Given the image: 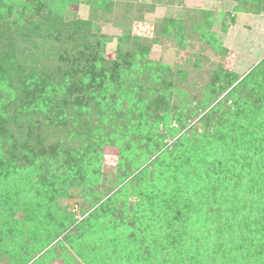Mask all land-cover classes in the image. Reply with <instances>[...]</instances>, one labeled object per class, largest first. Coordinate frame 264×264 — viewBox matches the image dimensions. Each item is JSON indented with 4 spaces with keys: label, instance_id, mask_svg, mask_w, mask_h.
I'll use <instances>...</instances> for the list:
<instances>
[{
    "label": "trees",
    "instance_id": "16d2710c",
    "mask_svg": "<svg viewBox=\"0 0 264 264\" xmlns=\"http://www.w3.org/2000/svg\"><path fill=\"white\" fill-rule=\"evenodd\" d=\"M216 1L237 3L232 11L225 14L226 22L228 18L230 22L236 23L238 13H264V0ZM44 2L0 0V184H4L6 179L15 180L10 194L21 193V201L18 199L15 203L21 202L27 214L34 213L45 203L42 199L37 200L40 192L34 190V197L29 200L22 190L24 185L30 189L33 187L32 178L35 175L29 173L35 167L65 168L73 176H76L77 171L82 173L79 179L82 184L81 196L92 210L87 215L83 211V218L79 219L67 207L55 205L57 199L73 196V192L78 189L76 179L72 180L73 191L70 193V188L63 192L56 185L52 189L48 188L46 194L50 202L58 207L53 214V221L38 225L29 237L40 241L38 251L50 245L52 248L45 256L49 257L47 260L41 257L34 264H55L57 261H62L61 264H243L241 255L232 256L236 249L228 244L231 238L227 234L231 230L233 218L222 211L224 204H219L215 195V171L224 173L228 184L232 180L227 163L209 152H205L202 158H195L197 171L194 177L203 173L206 177L203 182L193 185L196 179H183L182 165L177 159L160 168L166 158H175L176 153L183 164L191 165L193 158H189L187 149H204V143H198L200 147L196 149L187 137L180 138L172 148H166L167 143L164 141L175 137L185 128L181 115L176 112L178 108L175 109L172 103V87L167 79L170 66L148 61L149 50L145 47V41L133 38L131 34L118 37V60L106 61L105 48L113 39L91 34L92 19L72 16L70 7L79 5L81 0H50L47 6ZM88 3L94 4L97 10L105 8L103 0ZM44 6L49 8L47 16L37 20L35 15ZM205 11L201 16L194 17L196 22L193 30L209 47L214 45L220 53H227L223 49L224 43L212 32L215 20L210 18L214 14ZM227 26L222 25V32H227ZM165 32L169 33L167 30ZM90 40H96L95 51L89 44ZM78 46L84 50H77ZM75 51L83 52L94 61L97 70L102 67L106 73V84H89L92 72L86 71L83 78L71 73L69 65ZM83 53L79 56L82 57ZM46 56L45 60L55 58L51 72L33 64V60H42ZM137 60H141L142 64ZM218 70L221 74L210 81L207 88L210 92L225 91L238 80L236 75L223 71L221 66ZM15 74L21 76L20 88L14 86L12 81ZM70 84L79 86L86 94L80 107L65 105L60 95L67 87L70 88ZM236 89L258 91L260 98L252 102L249 97L240 100ZM31 91L37 94V99L30 98ZM228 96L227 101L223 100L208 113L210 121L214 119L224 123V118L230 112H222L223 108L228 101L235 100L234 109L243 110L242 118L247 124L235 118L231 130L252 141L249 143L251 146L259 141L255 156L264 153V62L240 81ZM17 100H21L20 107ZM28 103H32L31 111L27 109ZM59 103L66 107L67 112V117H63L62 132L65 135L79 132L77 138L82 141L78 150L73 151L71 147L66 152L59 149L57 152L52 150L54 153L51 155H41L44 147L35 145L39 142H31L36 135L32 128L25 131L23 119L36 116L38 110L34 109L40 108L39 104H47L49 108L55 109ZM177 118L180 120L176 123L178 127H175L172 124ZM79 126L82 130L78 129ZM151 127L152 132L148 134ZM217 127L220 130L216 132L222 133L223 127ZM256 128L260 129V135ZM115 132L121 140L130 141L132 145L125 150L121 141L116 143L121 146L116 174L118 184L113 189L114 193L105 199L109 193L104 196L91 194L89 188L85 189V184L87 180L99 181L97 166L103 156L102 148L111 143ZM194 135L202 138L201 135ZM89 139H92L91 142ZM138 141L146 143L140 150L135 149ZM182 150H186L187 157ZM155 154H159L156 162L144 168L147 160ZM161 160L163 164H160ZM174 165L177 168L173 171L166 170ZM257 174L264 175V166L254 171L256 179ZM61 177L58 175V178ZM242 179V174L236 175L235 188L227 187L222 192L219 187L218 191L224 194L240 191L238 183ZM5 183L8 187L9 183ZM206 195L208 198H205ZM2 201L6 203L5 198ZM257 208L259 215L262 214L264 203L257 205ZM246 239L247 244L257 248L256 254H259L263 245L252 237Z\"/></svg>",
    "mask_w": 264,
    "mask_h": 264
},
{
    "label": "rangeland",
    "instance_id": "374dc122",
    "mask_svg": "<svg viewBox=\"0 0 264 264\" xmlns=\"http://www.w3.org/2000/svg\"><path fill=\"white\" fill-rule=\"evenodd\" d=\"M81 1L79 5H72L70 7L72 16L84 20L92 19L93 27L91 28V34L113 39L105 48L104 59L106 61L118 60L117 39L118 37L130 36L131 34L133 38L136 37L145 41V47L149 50L148 61L160 63L165 67L170 66V75H168L167 79L168 84L172 87V103L175 105V109L178 108L176 112L181 115L185 128L175 137L171 139L167 138L164 141L167 143L166 148H172L180 138L187 137L195 144L193 147L196 149L199 146L198 143H204V149L192 150L193 152L191 151V147L187 149L190 155L189 158H193L191 165L183 164L176 157L178 154L174 152L175 158H166L164 164L161 160L160 164L163 165H160V168H164L167 164L169 165V163L175 162L174 160L177 159L180 166L182 165L181 174L183 179L185 181H192L197 171L195 158L204 157L205 152H209L214 157L217 156V159L219 158V160L227 163L232 180L228 184L223 177L225 176L224 173L215 171L216 184L214 186L217 187L215 195H217L218 203L224 204L222 211L233 218L231 230L227 234L231 238L228 244L236 249V253L234 254L233 252L234 255L232 254V256L236 254L241 255V262L243 264L264 263V210L259 215V208H257V205L264 203V175L259 176L257 174L258 179L254 175L257 167L264 166V153L260 152L255 156L254 151L259 147V141H257L255 146H251L249 143H252V141L239 136L231 130L232 128L230 127L235 122V118L242 119L241 122L247 124V121L242 118L244 116L243 110L238 111V109H234L236 105L235 100L228 101L223 108L224 111L222 112H230V115L224 118V123H219L220 121L217 122L214 119L210 121L211 118L208 115L220 102L223 100L227 101L229 99L228 94L236 88L238 83L250 74L254 68L264 62V13L261 15L238 13L236 23H232L228 18L227 22L226 18L224 19L225 14L237 6V3L232 1L103 0L105 2L104 10H97L98 8L94 4L88 3V1L100 0ZM44 3L47 6L51 2L50 0H45ZM48 9L44 6L40 13L35 15L36 19L40 20L41 16H47ZM203 11H211L214 14L210 18L215 20L212 32L218 35L219 39L224 43L223 49H226L227 53L222 51L220 53L219 49L215 48L214 45H212V48L209 47V44L204 39L200 40L193 30V24L196 22L194 17L201 16ZM203 15L205 16L204 13ZM222 25H228L227 32H222ZM165 30L169 31V33H166ZM173 35L175 37L171 38ZM89 44L93 46L92 50L95 51L96 40H90ZM77 50L84 49L83 47H79ZM80 53L83 52L75 51L74 55H72L73 59L69 65L71 73L79 74L83 78L86 71L92 72L89 84L97 85L99 82L106 84V73L101 69L102 67L97 70L95 62L88 59L84 53L80 57ZM48 56L42 60H33V64L36 66L38 64L46 72H51L55 58L49 57L45 60ZM29 62L32 61L29 60ZM137 62L142 64L141 60H137ZM220 66L223 68V71L236 75L238 80L225 91L210 92L207 88L210 81L214 79L213 77L221 74L218 70ZM12 81L14 86L18 87L21 83V76L15 74ZM236 92H238L240 100L249 97L252 102L260 98L259 93H257L258 91L252 89L244 91L236 89ZM253 94L255 96H252ZM60 95L65 105L67 103L77 108L82 105L86 94L79 86L76 87L70 84V88L67 87L65 92H60ZM30 96L32 100L37 99V94H34L33 91H31ZM209 100H211V103L208 104ZM20 101L17 100L19 107ZM61 103L57 104L55 109H53L54 107L49 108L47 104H39L40 108L34 109L38 110L35 112L37 113L36 116L23 119L25 131L32 128L33 134L36 135L35 140L31 142L34 144L39 142V144L35 145L44 147L41 155L43 153L51 155L59 149H62V152H66L71 147L73 151L78 150L79 143L82 141L81 138H77L79 136L77 133L79 132L67 133L66 135L62 132L61 127H64L63 117H67V112L66 107L61 106ZM240 103L242 104L243 101ZM26 106L31 111L32 103H28ZM178 120L180 118L174 120L172 125L178 127L176 124ZM240 120L237 121L240 122ZM30 122L32 123L30 124ZM29 124L30 126L27 127ZM217 126L223 127L222 133L218 134L216 132L219 129ZM78 129L82 130V127L79 126ZM162 129L163 127L160 126V130ZM256 129L260 135V129ZM151 132L152 127L148 130V134H151ZM194 134L201 135L202 138H197ZM116 135L117 133L115 132L111 143L106 144L102 148L103 156L97 166V170L100 171L99 181L91 180L88 182L87 180L85 184V189L87 188L88 190L89 188L91 194L96 193L104 196L109 193L105 199H108L114 193L113 189L118 184L116 174L121 146H118L116 143L121 141L125 150L132 145L130 141L121 140V137ZM89 140L91 142L92 139ZM136 143L135 149L137 150H140L146 144L139 141ZM182 149L186 148L182 147ZM182 151L187 157L186 150ZM158 155L155 154V156L147 158L148 160L144 168L147 165L155 163ZM189 158L187 160L191 161ZM156 165L158 164L156 163ZM176 168L177 166L174 165L166 168V170L168 169L167 171L170 172ZM141 170L137 171V173ZM29 174L35 175L32 178L33 187L30 189L24 185L22 190L24 193H22L24 196L26 194L30 200V198L34 197L35 191L40 192L37 200L42 199L45 203L38 208L39 210L37 209V212L27 214L21 202L19 204L15 203L18 199L21 201L20 192L10 194L12 190L11 185L15 180L6 179L4 184H0V264H34L41 257L46 256L47 252L52 248L51 245L38 251L40 241L29 236L32 231H36L38 225H44L49 220L53 221V214L55 209L58 208L56 207L57 205L67 207L68 211L75 214L79 219L83 218L85 212V215H87L92 210L89 203L81 196L82 184L79 179L82 173L76 171V176H73L68 169H52L51 166H48L44 169L35 167L32 173ZM204 174L198 175L196 178L194 177L196 180H193L192 185L200 181L203 182V179L206 177V174L205 176ZM239 174L243 175V179L238 183L240 191L235 189V192L222 193L227 187L230 189L235 188V176ZM58 175L62 177L58 178ZM74 179L78 182L76 183L78 189L73 192V196L57 199L55 202L56 206L51 203L46 190L48 188L52 189L56 185L61 188L62 192L66 188H70V191H68L70 193L73 191L71 183ZM5 182L9 183L8 187ZM219 187L222 189V192L221 190L218 191ZM4 198L6 199V203L2 201ZM205 198H208V195ZM33 206L36 208V204ZM247 237H252L263 245L259 254H256L258 253L257 248H251L247 244ZM50 255L51 253H49ZM48 258L45 257L46 260ZM230 260H232V257ZM59 263L61 264L62 261H57L55 264Z\"/></svg>",
    "mask_w": 264,
    "mask_h": 264
}]
</instances>
